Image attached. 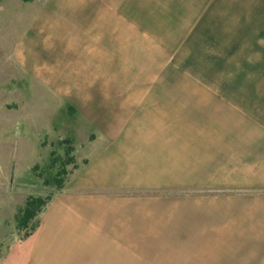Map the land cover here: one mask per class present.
I'll return each mask as SVG.
<instances>
[{"label":"crops","instance_id":"crops-1","mask_svg":"<svg viewBox=\"0 0 264 264\" xmlns=\"http://www.w3.org/2000/svg\"><path fill=\"white\" fill-rule=\"evenodd\" d=\"M14 59L90 155L5 264H264V0H44Z\"/></svg>","mask_w":264,"mask_h":264},{"label":"rangeland","instance_id":"rangeland-1","mask_svg":"<svg viewBox=\"0 0 264 264\" xmlns=\"http://www.w3.org/2000/svg\"><path fill=\"white\" fill-rule=\"evenodd\" d=\"M39 1L0 0V264L34 236L59 186L90 155L85 122L14 59ZM33 202L47 206L23 228L21 215Z\"/></svg>","mask_w":264,"mask_h":264},{"label":"trees","instance_id":"trees-1","mask_svg":"<svg viewBox=\"0 0 264 264\" xmlns=\"http://www.w3.org/2000/svg\"><path fill=\"white\" fill-rule=\"evenodd\" d=\"M73 174V173H72ZM66 184L60 185L59 189H63ZM46 207V204H42L39 207H36L35 202L29 203L27 205V208L24 210V212L21 215L20 218V225L25 228V225H27L30 221H33L37 218L39 213L42 211L43 207ZM44 210V209H43Z\"/></svg>","mask_w":264,"mask_h":264}]
</instances>
